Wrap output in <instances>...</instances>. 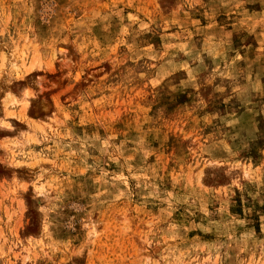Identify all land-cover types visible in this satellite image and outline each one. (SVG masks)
Instances as JSON below:
<instances>
[{
    "label": "rangeland",
    "instance_id": "374dc122",
    "mask_svg": "<svg viewBox=\"0 0 264 264\" xmlns=\"http://www.w3.org/2000/svg\"><path fill=\"white\" fill-rule=\"evenodd\" d=\"M0 264H264V0H0Z\"/></svg>",
    "mask_w": 264,
    "mask_h": 264
}]
</instances>
